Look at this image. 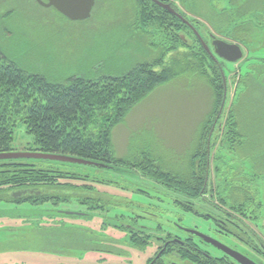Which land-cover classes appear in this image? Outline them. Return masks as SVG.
<instances>
[{
  "label": "rangeland",
  "instance_id": "rangeland-1",
  "mask_svg": "<svg viewBox=\"0 0 264 264\" xmlns=\"http://www.w3.org/2000/svg\"><path fill=\"white\" fill-rule=\"evenodd\" d=\"M175 1L179 8L189 13V18H199L205 22L200 31L209 44L211 39L205 33L207 27L234 38L243 49L244 56L237 62L224 63L220 60L229 79L225 110L233 106L239 94L234 95L235 84L239 83H235L234 76L241 80L240 75L250 72L248 80H245L247 87L244 95L241 94V99L234 104L244 138L232 147L224 146L233 149L234 153H225L221 149L223 145L216 144L211 154L213 169L219 160L222 161L219 171L212 170L215 194L208 195L206 199L193 200L199 214L187 212L178 208L174 200L189 199L139 172L91 167L92 174L109 178L112 182V185L101 186V191L116 196V205L111 204L109 215L95 213L87 217L82 215L64 219L68 226L116 240L119 251L109 254L79 249L68 252L47 250V241L42 240L31 226L22 223L19 217L34 218L36 214L44 212L29 204L3 201L0 203V264H146L153 254L152 249H136L128 243L126 232L114 227V224H119L114 219L115 215L125 210L143 215L145 218L139 223L152 229L162 224L166 232L184 233L178 229L182 226L216 236L228 243L233 240L239 244H255L257 260L264 264V213L259 220L244 216L240 218L238 213L234 218L229 205L221 206L218 203L219 208L215 205L222 194L227 193L226 198L233 202L235 192L241 194L250 188L249 174L252 175L253 171L263 176L259 189L263 191L264 201V153L260 149L264 148V7L261 5L264 0ZM135 6V0H97L90 18L71 20L55 7H45L33 0H0V50L22 69L44 75L53 82L77 76L94 80L122 76L138 61L147 59V49L141 42L143 35L135 19ZM246 6L251 8L242 11ZM236 9L242 12L235 16ZM221 16H225L223 23L219 19ZM192 36H187L189 42ZM155 52L158 51L151 50V54ZM207 72L209 78L195 73L161 84L134 104L123 120L112 128L114 155L139 161L145 153L166 170L186 173L189 170V155L197 144L199 128L211 113L214 103L218 102L211 82L215 75L211 69ZM245 129L254 143L260 141L263 144L250 149V145H246ZM14 138L15 151H32L36 147L33 135L21 120L16 125ZM253 153L258 155L251 156ZM250 164L253 168L249 167ZM216 172L227 174L220 178ZM63 208L71 209L67 210L68 213H82L78 211L79 206L63 204ZM205 214L215 219L220 214L223 221L231 223L226 216L238 222L239 230H235L237 241L220 235L215 230L213 219ZM54 222L56 220L47 219L48 224L43 225ZM105 225L107 228H103Z\"/></svg>",
  "mask_w": 264,
  "mask_h": 264
},
{
  "label": "trees",
  "instance_id": "trees-1",
  "mask_svg": "<svg viewBox=\"0 0 264 264\" xmlns=\"http://www.w3.org/2000/svg\"><path fill=\"white\" fill-rule=\"evenodd\" d=\"M135 3V19L143 35L141 42L147 49V59L138 61L134 68L122 76H107L99 80L77 76L53 82L44 75L22 69L0 50V153L15 151L14 133L21 120L33 135L36 147L32 151L74 155L109 164L116 171L139 172L190 200L175 199L174 203L178 208L199 214L193 200L206 199L205 195L209 192L212 196L215 194L212 173L219 171L222 164L219 160L215 169L211 166L210 158L214 147L220 144L225 153H234L233 149L224 146L232 147L241 143L244 138L234 104L241 99V94L244 95L247 87L245 80H248L250 72L239 82L242 93L237 95L233 106L225 110L229 94L227 92L225 97V61L210 58L188 25L167 9L152 0H135ZM261 3L264 4L263 1ZM247 7L251 8L246 6L242 11L249 10ZM234 11L235 16L242 12L238 9ZM187 18L196 23L197 28L204 25L199 18ZM219 19L223 23L225 16ZM205 30L208 33L210 28ZM190 35H194L191 42L187 37ZM151 50L158 52L151 54ZM157 67L161 69L158 70ZM210 69L215 75L211 82L218 102L214 103L211 113L199 128L197 144L189 155V170L186 173L166 170L145 153L140 156L139 161L114 155L112 128L123 120L134 104L157 86L182 75L201 73L209 78L207 71ZM246 143L251 149L260 146L262 142L254 143L247 133ZM260 149L264 153V148ZM256 155L258 154H251ZM89 168L91 167L86 165L45 159L0 160V203L29 204L41 209L44 214H36L34 218L23 215L19 217L22 223L31 226L42 240L47 241V250L68 252L70 249H79L114 254L118 251L116 240L68 226L64 219L82 215L87 217L95 213L109 215L111 204L116 205V196L101 191V186L112 185L110 179L92 174ZM216 173L220 178L227 174ZM262 177L253 171L252 175L249 174L250 188L241 194L235 192L233 202L226 198L227 193L222 194L215 205L218 208L219 204L229 205L230 214H234V218L238 213L240 218L244 216L243 218L259 220L264 213L263 191L259 189ZM215 182L218 187L217 179ZM63 204L79 206L78 211L82 213H68L67 210L71 209H64ZM124 212L115 215L114 219L119 224H114V227L125 231L128 243L135 248L145 249L158 233L166 232L162 224L152 229L139 223V220L145 218L143 215L133 211ZM204 216L212 219L208 214ZM225 218L231 222L226 221V229L235 234V230H239L238 222L226 216ZM47 219L56 222L43 225L48 224ZM107 225L103 228H107ZM151 260L150 258L149 262Z\"/></svg>",
  "mask_w": 264,
  "mask_h": 264
},
{
  "label": "flooded vegetation",
  "instance_id": "flooded-vegetation-1",
  "mask_svg": "<svg viewBox=\"0 0 264 264\" xmlns=\"http://www.w3.org/2000/svg\"><path fill=\"white\" fill-rule=\"evenodd\" d=\"M28 1V0H27ZM31 1V0H29ZM39 4L38 0H33ZM45 2H48V0H43ZM153 1V0H152ZM164 3L170 4L177 13H179L181 16H183L186 20L189 21L190 24L186 23L183 21L181 17L176 15L178 18H180L185 24L188 25V27L191 29V31L195 34L197 39L199 40L200 44L204 47L202 42L200 41L198 35L196 34L195 30L201 35L203 40L205 41L203 34L200 31V27H196V23L191 22L187 17L189 13L185 10L183 11L181 8L177 6V3L175 0H161ZM154 2V1H153ZM234 2V0H233ZM155 3V2H154ZM261 5L264 7V4L261 3ZM165 9V8H164ZM171 13V12H170ZM204 22V21H203ZM205 23V22H204ZM200 24V23H199ZM210 32V33H209ZM210 39L211 42L209 44L208 41H205L212 53H209L207 49L205 50L208 53V56L214 60H222L227 63H234L230 62L228 60L223 59L220 57L216 52H215V45L213 44L214 38L216 39H221L224 40L228 43H234V44H240L235 40L234 38H229L224 35L219 34L218 32L214 31V29H210L208 33H206ZM212 46V47H211ZM242 48V47H241ZM243 51V49H242ZM239 61V60H238ZM237 62V61H236ZM244 76V75H243ZM243 76L240 75L241 80L243 79ZM223 78H224V92H225V97H227V92L229 93V79L226 77V70L223 73ZM235 83L238 81L240 82L241 80H238L236 76H234ZM239 85V83H238ZM235 84L234 88V95L235 93H242L241 92V86H238ZM215 193V191H214ZM211 193H207L205 197H208ZM93 215V214H92ZM213 222L215 223L216 227L215 230L220 234L225 237L233 238L237 241V237L234 233H230L226 229V221L221 220L220 214H218V217L212 218ZM233 220V218H231ZM180 229L184 233H174V232H169L171 234H168V232L165 233H160L159 235H156L150 242L151 245L147 246L145 249H139V250H147L148 248H151L153 251V254L149 256V258L146 261V264H239L235 259H233L231 256H229L227 253H225L223 250H221L219 247L214 245L213 243H210L206 241L205 239L199 237L196 234L190 233L187 230H185V227L180 226ZM191 229V228H189ZM206 235V234H205ZM209 236V235H208ZM217 241L229 246L230 248L241 252L242 254L248 256L255 262L262 264V261L257 260L256 257V246L255 244H251L249 242H242V244H239L237 242H234L233 240L230 241L229 243L223 240H220L216 236H210ZM138 249V248H136ZM119 251V250H118ZM117 251V252H118ZM152 259L149 262V259Z\"/></svg>",
  "mask_w": 264,
  "mask_h": 264
},
{
  "label": "water",
  "instance_id": "water-1",
  "mask_svg": "<svg viewBox=\"0 0 264 264\" xmlns=\"http://www.w3.org/2000/svg\"><path fill=\"white\" fill-rule=\"evenodd\" d=\"M39 3L45 7H55L63 15L71 20H85L92 16L93 10L97 3V0H48L45 2L43 0H38ZM157 5L167 9L172 14H176L183 19L184 22L189 23L183 16L175 11V9L168 3H164L161 0H153ZM200 41L207 49L209 53H212L209 45L203 40L201 35L195 30ZM213 44L215 45V52L225 60L230 62H236L241 59L243 55L242 48L240 44L228 43L221 39L214 38ZM213 54V53H212ZM7 159H45L52 161H59L64 163L86 165L90 167L103 168L113 170L112 166L102 162L94 161L91 159L78 157L74 155L59 154V153H47L41 151H9L0 153V160ZM190 233L196 234L199 237L205 239L206 241L213 243L233 259H235L239 264H259L249 258L248 256L238 252L229 246L217 241L216 239L205 235L197 230L185 228Z\"/></svg>",
  "mask_w": 264,
  "mask_h": 264
}]
</instances>
